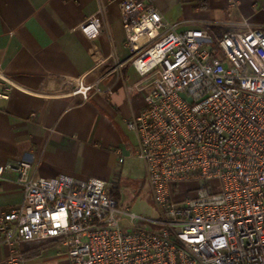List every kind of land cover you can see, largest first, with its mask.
Returning <instances> with one entry per match:
<instances>
[{"label": "built area", "instance_id": "2783aa9c", "mask_svg": "<svg viewBox=\"0 0 264 264\" xmlns=\"http://www.w3.org/2000/svg\"><path fill=\"white\" fill-rule=\"evenodd\" d=\"M120 14L140 77L130 90L142 101L126 126L155 216L124 208L101 179L34 178L27 160L0 164V183L12 171L22 193L0 209L6 264L45 242L68 264H264V28L245 22L216 39L203 28L177 32L154 0H122ZM101 26L98 14L79 29L93 39ZM122 65L80 79L70 95L109 97L113 86L100 83ZM12 88L0 67V100ZM182 182L196 186L175 200Z\"/></svg>", "mask_w": 264, "mask_h": 264}, {"label": "crops", "instance_id": "0c3cea01", "mask_svg": "<svg viewBox=\"0 0 264 264\" xmlns=\"http://www.w3.org/2000/svg\"><path fill=\"white\" fill-rule=\"evenodd\" d=\"M121 1L0 0V67L13 84L9 99L0 100V164L24 159L34 178L67 175L108 181L112 154L121 147L133 153L136 138L132 146L126 122L140 111L142 101L130 90L136 81L125 84L129 66L138 73L127 60ZM154 2L177 32L203 28L216 39L239 31L245 22L264 28V0ZM98 14L101 30L89 39L79 26ZM117 63L123 65L100 83L102 90L113 86L109 97L99 93L81 103L70 95L80 79L89 83ZM131 95L138 101L133 103ZM15 178L14 172L6 171L0 183L1 210L22 200ZM118 193L120 201V189ZM47 246L64 254L50 242L26 251L23 264ZM7 255L0 246V264H6Z\"/></svg>", "mask_w": 264, "mask_h": 264}, {"label": "rangeland", "instance_id": "374dc122", "mask_svg": "<svg viewBox=\"0 0 264 264\" xmlns=\"http://www.w3.org/2000/svg\"><path fill=\"white\" fill-rule=\"evenodd\" d=\"M139 78V75L136 74L133 68L129 66L126 71V86H130ZM122 87H124V85H122ZM130 99L131 101H133V103L138 101L135 95H131ZM125 133L127 134L132 146H134V134L126 130ZM120 149L123 150L122 147ZM120 156L124 159L123 163L118 162L119 155L117 153H113L110 158L112 176L110 180L105 181L108 189H112L114 185L112 184L113 182H118L120 189V202L122 206L141 217L153 218L156 212L149 186L147 184V181L145 180L144 164L142 163V161L132 156V154L128 151L126 152L123 150V153H121ZM195 186L196 184L194 183H180L173 193V198L175 200L185 198L188 195L186 189L188 187ZM137 189H139V191H137ZM46 243L48 244L50 242L42 243L39 246H42ZM36 247L38 246L36 245ZM55 248L56 247L53 246H47L46 248H43L42 250H40V253L32 259V261L29 260L30 258H28L26 264H68V257L66 253H64L63 255H58L53 252Z\"/></svg>", "mask_w": 264, "mask_h": 264}, {"label": "trees", "instance_id": "16d2710c", "mask_svg": "<svg viewBox=\"0 0 264 264\" xmlns=\"http://www.w3.org/2000/svg\"><path fill=\"white\" fill-rule=\"evenodd\" d=\"M118 190H119V184H118V182H117V183H115V186H114L111 190H108L107 192H108V195H109L110 197H113V198H115L116 200H119V197H118V195H119Z\"/></svg>", "mask_w": 264, "mask_h": 264}]
</instances>
